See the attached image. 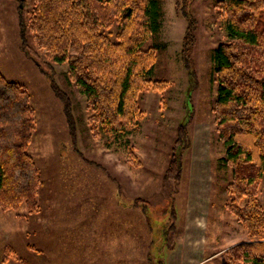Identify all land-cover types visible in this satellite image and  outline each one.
Masks as SVG:
<instances>
[{
	"label": "rangeland",
	"instance_id": "374dc122",
	"mask_svg": "<svg viewBox=\"0 0 264 264\" xmlns=\"http://www.w3.org/2000/svg\"><path fill=\"white\" fill-rule=\"evenodd\" d=\"M158 1L161 27L143 47L158 48L151 77L171 84L163 92H141L145 116L136 133L95 138L86 122L85 96L68 80L67 64L48 65L42 53L35 57L32 51L34 0H0V70L30 94L37 128L29 153L42 179L40 211L0 209V264H21L6 255L8 248L29 264H132L129 257L134 264L161 257L166 264L177 258L182 264H223V252L248 239L245 227L225 207L232 171L223 163L225 146L212 111L218 92L212 56L224 38L215 15L217 0L189 2L198 20L191 49L196 86L182 60L188 19L176 13L175 0ZM117 29L115 23L110 31ZM52 80L71 100L76 145ZM188 119L189 144L181 179L175 182L164 173L177 128ZM131 146L138 162L131 161ZM259 190L264 206V177ZM171 222L176 225L175 250L163 243V230Z\"/></svg>",
	"mask_w": 264,
	"mask_h": 264
},
{
	"label": "trees",
	"instance_id": "16d2710c",
	"mask_svg": "<svg viewBox=\"0 0 264 264\" xmlns=\"http://www.w3.org/2000/svg\"><path fill=\"white\" fill-rule=\"evenodd\" d=\"M189 2L175 0V11L188 19L182 60L196 86L191 49L198 20L191 16ZM215 10L224 38L212 56L218 83L212 111L218 139L225 146L222 160L232 171L225 207L248 235L247 240L223 252V264H264V206L259 197L264 177V0H217ZM160 18L158 0H34L29 20L36 45L32 51L35 57L42 53L48 65L67 64L68 80L85 96L86 122L93 137L123 138L136 133L145 116L139 104L141 92L169 88V80L151 77L158 48L143 47L161 27ZM115 23L118 29L112 32ZM52 86L64 102L69 133L76 145L71 100L54 80ZM189 123L188 119L178 126L164 173L165 178L175 182L183 172ZM36 128V110L26 86L9 80L0 70L2 211H40L41 173L29 153ZM129 151L131 161L138 162L132 146ZM175 227L171 222L163 230L167 250L176 247ZM6 255L29 264L11 248ZM150 264L166 262L161 257Z\"/></svg>",
	"mask_w": 264,
	"mask_h": 264
},
{
	"label": "crops",
	"instance_id": "0c3cea01",
	"mask_svg": "<svg viewBox=\"0 0 264 264\" xmlns=\"http://www.w3.org/2000/svg\"><path fill=\"white\" fill-rule=\"evenodd\" d=\"M177 246H178V245L176 244V247L174 248V250L177 248ZM173 252H174V251H173ZM128 255H129V256H134L133 251L130 253V250H129ZM178 257H180V256H178ZM179 259H180V258H177V260H176V259H173L171 264H182V261L179 260ZM129 260L131 261L132 264H134V258L130 259V257H129ZM174 261H177V262H174ZM165 262H166V261H165ZM167 264H168V262H167ZM196 264H197V263H196Z\"/></svg>",
	"mask_w": 264,
	"mask_h": 264
}]
</instances>
